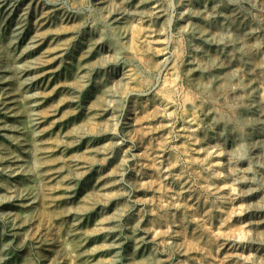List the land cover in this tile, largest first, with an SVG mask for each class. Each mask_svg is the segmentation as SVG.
<instances>
[{"label": "rangeland", "instance_id": "374dc122", "mask_svg": "<svg viewBox=\"0 0 264 264\" xmlns=\"http://www.w3.org/2000/svg\"><path fill=\"white\" fill-rule=\"evenodd\" d=\"M0 3V264H264V0Z\"/></svg>", "mask_w": 264, "mask_h": 264}, {"label": "bare ground", "instance_id": "6f19581e", "mask_svg": "<svg viewBox=\"0 0 264 264\" xmlns=\"http://www.w3.org/2000/svg\"><path fill=\"white\" fill-rule=\"evenodd\" d=\"M14 2V1H13ZM1 4V3H0ZM26 7V6H25ZM13 8V7H12ZM24 11H25V9H24ZM45 11H47V10H45ZM49 12V11H48ZM41 14H43L42 12H41ZM160 14V13H159ZM158 14V15H159ZM26 15V14H25ZM47 15V14H46ZM49 16V15H48ZM39 18V17H38ZM36 21V20H35ZM234 22V21H233ZM232 22V23H233ZM18 24H20V23H18ZM237 25V24H236ZM40 26V25H39ZM16 27V26H15ZM18 27V26H17ZM15 28L16 30H15V33H14V35H15V38L17 39V40H19V42H22L23 40H24V37L25 36H23L22 37V31L20 32V30H19V28ZM20 27V26H19ZM14 29V28H13ZM240 30V29H239ZM227 33H228V31H226ZM242 32H244V31H242ZM247 33V32H246ZM37 34H38V30H37ZM224 34V33H223ZM237 34V33H236ZM243 34H245V33H243ZM39 35V34H38ZM41 36V35H40ZM222 36V35H221ZM246 36V35H245ZM235 37V36H234ZM238 37V36H237ZM242 37H244V35L242 36ZM248 37V36H247ZM33 38V37H32ZM35 38V37H34ZM31 39L30 41H29V44L27 43V45H26V47H25V49H24V54L22 53L21 55H19L18 57H16L15 58V62L17 63V64H19V66H20V63H22L21 64V66L19 67H17L18 69H17V75H18V78L20 79V81L22 82V83H25V87H26V89H27V92L29 93V97H28V99H27V103L28 104H30V105H36L37 104V100H38V92H37V90L35 89L36 88V86H37V84H38V82H39V77L38 76H34L33 75V73H32V71L33 70H35L36 69V66H35V63L33 62V57H31L32 55H31V53H32V51H31V48H35L36 47V43H37V40L36 39ZM37 38V37H36ZM244 38H246V37H244ZM12 40V39H11ZM238 40V39H237ZM240 41V40H239ZM40 42V41H39ZM232 42V41H231ZM230 44V43H229ZM242 44V43H241ZM232 48V47H231ZM243 48V47H242ZM237 49V48H236ZM22 50V49H21ZM49 51V50H48ZM26 52V53H25ZM41 52V51H40ZM18 54V53H17ZM49 54V53H48ZM244 54V53H243ZM10 55V54H9ZM43 55V54H42ZM54 55H52V57H53ZM246 56V55H245ZM51 57V58H52ZM54 58V57H53ZM42 59V58H41ZM44 59H45V57H44ZM54 60V59H53ZM245 61V60H244ZM248 61H249V59H248ZM44 62V61H43ZM251 62V61H250ZM16 64V65H17ZM44 65V64H43ZM40 66V65H39ZM249 66V65H248ZM231 71V70H230ZM40 73V72H39ZM44 73V72H43ZM87 75V74H86ZM252 79V78H251ZM41 90V89H40ZM39 91V90H38ZM42 91V90H41ZM10 95V94H9ZM27 95V94H26ZM42 95V94H41ZM46 95V94H45ZM16 100V99H15ZM9 101V100H8ZM27 104V105H28ZM249 106V105H248ZM31 107V106H30ZM249 108V107H248ZM33 111V110H32ZM37 111V110H36ZM40 111V109L38 110V112L37 113H40L39 112ZM34 112V111H33ZM36 113V114H37ZM13 114V113H12ZM260 114V113H259ZM223 118V117H222ZM260 119V118H259ZM262 119V118H261ZM41 120V119H40ZM223 120V119H222ZM38 121V120H37ZM236 121H237V119H236ZM262 121V120H261ZM36 126H37V123L35 124ZM242 126V125H241ZM253 126V125H252ZM237 128V127H236ZM240 130V129H239ZM247 142V141H246ZM243 143V142H242ZM244 144V143H243ZM247 145V144H246ZM239 146V145H238ZM238 148V147H237ZM241 148V147H240ZM243 148V147H242ZM245 150V149H244ZM240 152H241V150H240ZM239 152V153H240ZM242 152H243V150H242ZM241 156V155H240ZM81 165V164H80ZM77 166H79V165H77ZM82 166H85V164L84 165H82ZM87 170H88V168H87ZM84 171V173H85V170H83ZM81 173V171L79 172V174ZM82 174H83V172H82ZM81 174V175H82ZM258 206V205H257ZM259 207H260V205H259ZM261 209V208H260ZM263 209V208H262ZM254 210V209H253ZM255 210H257V209H255ZM253 214H254V212H253ZM259 215V214H258ZM258 219V218H257ZM253 220V219H252ZM256 220V219H255ZM261 221V220H260ZM257 223V222H256ZM263 224H264V220H263ZM263 230V229H262ZM108 231V230H107ZM105 232V231H104ZM117 240V239H116ZM114 243V242H113Z\"/></svg>", "mask_w": 264, "mask_h": 264}]
</instances>
